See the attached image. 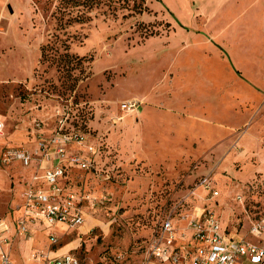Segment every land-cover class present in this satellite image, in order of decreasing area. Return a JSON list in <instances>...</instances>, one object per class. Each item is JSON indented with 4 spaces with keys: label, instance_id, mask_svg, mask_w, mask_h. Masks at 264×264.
Masks as SVG:
<instances>
[{
    "label": "rangeland",
    "instance_id": "obj_1",
    "mask_svg": "<svg viewBox=\"0 0 264 264\" xmlns=\"http://www.w3.org/2000/svg\"><path fill=\"white\" fill-rule=\"evenodd\" d=\"M143 4L0 0V148L34 157L0 164V213L42 136L81 134L66 154L89 166L59 164L84 221L53 227L80 264H167L149 245L168 218L180 245L203 210L244 240L264 219V0Z\"/></svg>",
    "mask_w": 264,
    "mask_h": 264
},
{
    "label": "built area",
    "instance_id": "obj_2",
    "mask_svg": "<svg viewBox=\"0 0 264 264\" xmlns=\"http://www.w3.org/2000/svg\"><path fill=\"white\" fill-rule=\"evenodd\" d=\"M5 124L0 119V137ZM81 134L68 135L55 131L38 140V155L35 159V172L31 181L21 193L22 205L16 220V232L26 235L32 225H43L50 229L56 223L67 226H79L84 221V213L80 207L81 197L72 191H67L62 183L64 175L62 159H68L70 164L87 168L89 164L80 156L66 154L67 142L81 140ZM91 148V147H90ZM17 160L22 165L29 166L34 157L27 149L0 148V164ZM37 170L42 172L36 173ZM211 189V188H210ZM211 191V190H210ZM216 194V190H212ZM186 216H183L185 219ZM176 225L172 219L162 221L156 229L149 245V255L161 263L167 264H239L246 260L254 264H264V219L255 223L251 232L256 240H244L230 234L223 227L218 217L211 210H203L187 219L185 229L189 237L185 245L175 243ZM49 242L53 245L58 237L48 232ZM7 227L0 217V264H11L10 257L3 246L7 243ZM42 264H80L77 257L67 252L65 254L44 257ZM147 264V263H146Z\"/></svg>",
    "mask_w": 264,
    "mask_h": 264
},
{
    "label": "crops",
    "instance_id": "obj_3",
    "mask_svg": "<svg viewBox=\"0 0 264 264\" xmlns=\"http://www.w3.org/2000/svg\"><path fill=\"white\" fill-rule=\"evenodd\" d=\"M216 54L218 55V57L222 58L221 61L223 62L230 75H232V73L234 74L236 72V69L241 70L240 68L236 67L238 65L233 61L230 53H227V51L225 56H222V53H220V51H217ZM205 57L209 56L206 55ZM211 80L214 82V77L211 78ZM34 172L35 171L32 172L29 181L25 183L23 182L22 188L18 195V199L13 200L9 209H7L5 212L0 213V217L4 219V223L6 224L8 236L7 243L2 248L8 253L11 264H42L43 258L46 256L54 257L70 252V247L74 243V241L72 240L61 247L55 248L50 242L47 241V234L49 231L57 235V237L58 235L61 236L63 228V225L61 223L54 224L61 226V233H56L53 230L54 225L50 229L44 228L43 225H39V227H36L37 225H32L30 232L26 235H19L16 232V220L20 215V209L22 205L21 193L27 187V184L31 181ZM44 230H46V235L43 233Z\"/></svg>",
    "mask_w": 264,
    "mask_h": 264
},
{
    "label": "trees",
    "instance_id": "obj_4",
    "mask_svg": "<svg viewBox=\"0 0 264 264\" xmlns=\"http://www.w3.org/2000/svg\"><path fill=\"white\" fill-rule=\"evenodd\" d=\"M66 3H70L73 6H87L88 8H92L95 4H100L105 2L108 5H113V7H117V5L121 8H128L130 10L142 12L147 9V7L143 4L144 0H63ZM130 7V8H129ZM78 20H80L78 18Z\"/></svg>",
    "mask_w": 264,
    "mask_h": 264
}]
</instances>
